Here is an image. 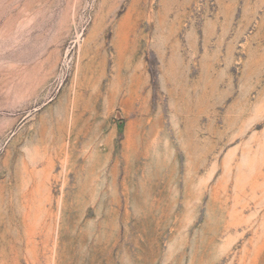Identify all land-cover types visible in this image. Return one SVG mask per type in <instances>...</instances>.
Wrapping results in <instances>:
<instances>
[{
	"label": "rangeland",
	"instance_id": "obj_1",
	"mask_svg": "<svg viewBox=\"0 0 264 264\" xmlns=\"http://www.w3.org/2000/svg\"><path fill=\"white\" fill-rule=\"evenodd\" d=\"M0 264H264V0H0Z\"/></svg>",
	"mask_w": 264,
	"mask_h": 264
}]
</instances>
